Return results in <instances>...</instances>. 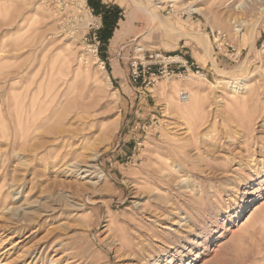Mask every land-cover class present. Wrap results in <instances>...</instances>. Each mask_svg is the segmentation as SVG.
<instances>
[{
  "label": "rangeland",
  "instance_id": "rangeland-1",
  "mask_svg": "<svg viewBox=\"0 0 264 264\" xmlns=\"http://www.w3.org/2000/svg\"><path fill=\"white\" fill-rule=\"evenodd\" d=\"M187 1L0 0V264H264V174L249 173L264 156V16L252 29L264 0H198L204 15ZM235 18L247 22L237 35ZM163 26L206 34L210 55ZM138 46L194 69L133 86ZM234 84L251 95L244 107L238 99L243 111ZM196 88L211 109L200 128L174 112L185 105L179 91L194 98ZM249 114L260 118L250 124ZM82 116L91 128L76 122V138L55 137ZM179 120L196 145L182 174L154 184L146 174L157 160L180 164L163 154L166 125ZM95 152L98 178L85 179L80 164Z\"/></svg>",
  "mask_w": 264,
  "mask_h": 264
},
{
  "label": "bare ground",
  "instance_id": "bare-ground-1",
  "mask_svg": "<svg viewBox=\"0 0 264 264\" xmlns=\"http://www.w3.org/2000/svg\"><path fill=\"white\" fill-rule=\"evenodd\" d=\"M135 2V6L143 13H145V15H148L150 20H151V23L152 22H155L157 19H158V16L157 14H152V13H149L146 8L144 7V5L140 2V1H134ZM176 2V1H175ZM186 8H189L191 12L193 13H196V14H200V15H204L203 12H204V6L203 4L201 5V2H199L198 0H192L191 2L190 1H187L186 3ZM246 8H249V6L245 3V1H241L239 3V5L237 6V9H240L241 11L242 10H245ZM264 16V8H261L259 9V16L257 17V20L256 22L252 25V29L254 30L255 27L257 26V23L258 21ZM234 21V22H233ZM150 23V24H151ZM231 24H233V32H234V35H237L242 26H245L247 24L246 21H244L243 19H233L231 20ZM164 28V33L167 35V36H170V37H174V38H178L179 40H183L184 38H191L192 40H197V41H200L202 40L204 42V45H203V48L205 50V52L210 55L211 53V45H210V42H209V39H208V36L206 34H198V33H194V34H186L176 28H171V27H166V26H163ZM219 34H221L219 32ZM199 36V38L197 39V36ZM251 47V46H250ZM169 60H172L174 62H176L177 58L175 57H169L168 58ZM66 61V60H65ZM214 69H217V71L221 74H228V72H223L221 71L220 69L217 68V66H213ZM239 69V68H238ZM103 70V69H102ZM194 76H197L199 77L200 79L204 80L205 77H203L202 75H196L195 73H193ZM218 77H221V75H217ZM218 84H220V81H218ZM239 84V83H238ZM238 84H234V85H230L228 86V88L231 89V97L233 98L232 99V104L234 107L237 106V109H240V111H243L244 108H240V106L238 105L239 104V101L240 103L242 102L243 103V107L246 106V102H247V97L249 98L251 95H249V92H248V87H246L245 85H238ZM243 84V83H242ZM221 88V87H219ZM223 90V89H222ZM183 92L182 91H179L178 95H177V98L179 97L180 93ZM196 96L193 98L190 96V94H188V98L185 102H180V104H185L184 107L181 109H175V115L179 116L180 118L181 117H190V116H196V126L197 128H200L202 126V121L203 120H206V118L208 117V115H210L211 113V109L209 108V110L207 111V114L205 113V109H204V98L202 97L201 95V89L200 88H196ZM31 94V93H30ZM219 94H221L219 92ZM218 98V97H217ZM220 99V98H219ZM238 99H240L238 101ZM45 100V99H44ZM222 100V99H221ZM221 100H218L216 103L220 102ZM41 102V99L39 97L38 94H35L33 95V98L31 99V102H30V106L31 108H35V106L37 105V103ZM25 106V105H24ZM29 106V105H28ZM164 110H165V115L166 116H170L172 113L170 111V106L168 104H164ZM239 107V108H238ZM26 108V107H25ZM30 108V107H29ZM78 108V107H77ZM207 108V107H206ZM27 110V109H25ZM76 110V109H75ZM47 111V110H46ZM19 113V112H18ZM30 113H31V110H30ZM242 113V112H240ZM27 114V113H26ZM198 114H202V116H198ZM79 115V112L76 114V116ZM219 115V114H218ZM22 116V115H21ZM85 116V115H84ZM216 116V115H215ZM19 117V116H18ZM30 117V116H29ZM83 117V116H82ZM81 117V118H82ZM249 117H251L252 119L249 120V123H254L256 120H258L260 117L259 115H256V114H252L250 115L249 114ZM28 118V117H27ZM35 118V117H34ZM78 118V117H77ZM75 118V119H77ZM215 118V117H214ZM89 118L88 117H83L82 120H65L66 124L68 125V128L67 130H55L54 131V134L56 135L55 137L56 138H62L60 135L62 133H68L69 134V138L71 140H73L74 138H76L77 136V132H76V122H80V125L81 126H84L86 128H91V122L92 120H88ZM22 121V120H21ZM33 123L35 121H41V120H32ZM64 120H58V124H64L63 122ZM217 122V121H216ZM21 123V122H20ZM24 123L27 124L28 126V123H29V120H25V115H24ZM32 123V124H33ZM19 124V123H18ZM31 124V125H32ZM206 124V123H205ZM208 124V123H207ZM94 125V123H93ZM80 126V127H81ZM215 126V125H214ZM242 126V125H241ZM251 126V125H250ZM250 126L247 128V129H250ZM30 127V125H29ZM79 127V128H80ZM166 127H169L168 130L170 132H167L166 135V140H167V145L166 148L163 150V154H166L167 156L169 157H173V158H176L180 161V164H176L174 163L173 161V165L174 166H171L173 168L170 169L167 167V164L169 163L168 161L171 159H159L157 160L156 162V165L154 167H152L150 170H148L147 174H146V180H152L154 182V184L158 183V182H162V180L167 184L169 185V177H171V175L176 172V173H179V174H182V172H184V169H185V161H186V158H187V152H188V149L190 148L191 145H196V141H195V137L196 135L194 134V131L193 129L191 128V125L189 124V122L187 121H178V122H171V123H168L166 125ZM27 128V127H26ZM71 128H74V129H71ZM94 128V127H93ZM242 129L240 130H245L244 127H241ZM244 128V129H243ZM101 129V128H100ZM239 129V128H238ZM85 129L82 128L81 129V134L83 133ZM87 131V130H86ZM90 131V130H88ZM167 131V130H166ZM250 131V130H249ZM80 132V131H79ZM86 133V132H85ZM92 135V133H91ZM55 138V140H56ZM68 138V140H69ZM83 139H85V135L82 136ZM66 140V139H65ZM53 142V141H52ZM62 143V142H60ZM65 143V142H64ZM195 149H197V147H195ZM100 155H98L97 152L94 153V155L92 157H89L88 160H90V162L88 163V161H83L80 165L85 169L84 171H82L84 174H86L83 178L85 179H88L90 178L93 174L94 175V178H98V175L96 174V171H97V168L95 165L98 157ZM75 163V162H73ZM94 163V164H93ZM171 163H172V160H171ZM76 165V167L78 166L77 163L73 164V166ZM169 166V165H168ZM80 167V166H79ZM80 171V170H79ZM173 172V173H172ZM249 173L251 174V176H253L255 179L256 178H260V175L261 174H264V156H262V159L260 161H258L257 163L253 164L252 166H250V170H249ZM252 178V177H251ZM1 189V187H0ZM148 189V188H147ZM187 223V222H186ZM172 226H175V223H173ZM171 226V227H172ZM5 225L3 224H0V237L4 234L5 232ZM180 229H182L180 227ZM179 229V230H180ZM182 232L184 231H181V234ZM178 235L177 237L179 239H181L180 235H179V231L176 232ZM187 235V234H186ZM188 239V238H186ZM1 246V245H0ZM1 252V251H0ZM4 254H7V251H2L0 253V260L2 259H5L7 255H4Z\"/></svg>",
  "mask_w": 264,
  "mask_h": 264
},
{
  "label": "built area",
  "instance_id": "built-area-1",
  "mask_svg": "<svg viewBox=\"0 0 264 264\" xmlns=\"http://www.w3.org/2000/svg\"><path fill=\"white\" fill-rule=\"evenodd\" d=\"M217 37L221 40H225V34L217 33ZM225 47L230 48L229 44ZM228 50V49H227ZM136 56H134L129 62L128 82L135 86L138 84H151L156 78H172L175 76H181L182 73H188L193 67V63H190L188 68L180 62L169 61L168 58H164L161 53L155 50H145V48L138 46L136 48ZM187 65V62H185ZM183 68V69H182ZM182 69V71H181ZM196 75H202L206 78L205 74L195 71ZM188 98L186 92H181L178 99L180 102H185Z\"/></svg>",
  "mask_w": 264,
  "mask_h": 264
},
{
  "label": "crops",
  "instance_id": "crops-1",
  "mask_svg": "<svg viewBox=\"0 0 264 264\" xmlns=\"http://www.w3.org/2000/svg\"><path fill=\"white\" fill-rule=\"evenodd\" d=\"M102 3H103V2H102ZM113 34H114V33L112 32V36H113ZM111 38H112V37H111ZM111 38H110V39H108L107 41L109 42V41L111 40ZM214 65H215V63H214Z\"/></svg>",
  "mask_w": 264,
  "mask_h": 264
}]
</instances>
